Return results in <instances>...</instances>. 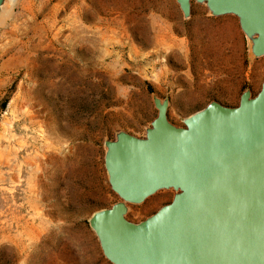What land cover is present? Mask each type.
<instances>
[{"label":"rangeland","instance_id":"1","mask_svg":"<svg viewBox=\"0 0 264 264\" xmlns=\"http://www.w3.org/2000/svg\"><path fill=\"white\" fill-rule=\"evenodd\" d=\"M7 11V13H6ZM0 21V264H110L87 220L117 197L103 142L141 136L167 97L182 120L255 95L264 57L232 15L175 0H12ZM156 47V48H155ZM160 191L127 218L169 202Z\"/></svg>","mask_w":264,"mask_h":264},{"label":"water","instance_id":"2","mask_svg":"<svg viewBox=\"0 0 264 264\" xmlns=\"http://www.w3.org/2000/svg\"><path fill=\"white\" fill-rule=\"evenodd\" d=\"M12 0H0V21ZM211 17L237 19L253 59L264 57V0H175ZM155 117L141 136L124 130L103 142V168L117 200L87 223L110 264H264V79L235 106L216 100L173 124L169 99L151 96ZM169 202L127 218L160 191Z\"/></svg>","mask_w":264,"mask_h":264},{"label":"bare ground","instance_id":"3","mask_svg":"<svg viewBox=\"0 0 264 264\" xmlns=\"http://www.w3.org/2000/svg\"><path fill=\"white\" fill-rule=\"evenodd\" d=\"M6 13H7V11H6ZM5 15V14H4ZM156 48V47H155Z\"/></svg>","mask_w":264,"mask_h":264}]
</instances>
